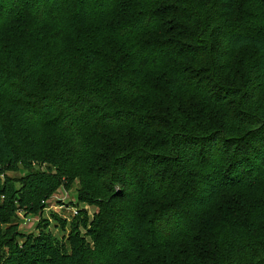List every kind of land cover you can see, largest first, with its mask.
I'll return each instance as SVG.
<instances>
[{"label":"trees","instance_id":"16d2710c","mask_svg":"<svg viewBox=\"0 0 264 264\" xmlns=\"http://www.w3.org/2000/svg\"><path fill=\"white\" fill-rule=\"evenodd\" d=\"M0 264H264V0H0Z\"/></svg>","mask_w":264,"mask_h":264},{"label":"rangeland","instance_id":"374dc122","mask_svg":"<svg viewBox=\"0 0 264 264\" xmlns=\"http://www.w3.org/2000/svg\"><path fill=\"white\" fill-rule=\"evenodd\" d=\"M43 170V167H34V170ZM24 172L21 170L11 171L7 170L4 174L8 179L15 183V187L18 188L19 179L23 176ZM77 183L74 182L68 186L60 187L56 193L46 201L44 209L42 212L32 215L19 213L15 225L19 237L17 241L19 244L27 237H34L38 234L36 225L43 221L47 223V228L45 232L54 240V244L58 247L65 246L66 238L69 236L72 231L75 223L74 217L76 214L81 215V219L86 221V226L80 227L81 234H84L86 229L90 226L93 214L96 213V208L82 204L77 201ZM25 238V239H24ZM87 241L89 239H86ZM67 253L70 252V249L66 250Z\"/></svg>","mask_w":264,"mask_h":264}]
</instances>
